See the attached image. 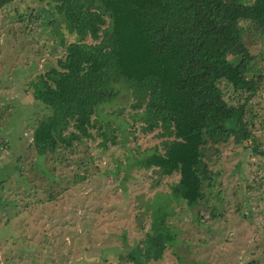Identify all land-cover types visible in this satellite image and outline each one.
I'll return each instance as SVG.
<instances>
[{"label": "rangeland", "instance_id": "rangeland-1", "mask_svg": "<svg viewBox=\"0 0 264 264\" xmlns=\"http://www.w3.org/2000/svg\"><path fill=\"white\" fill-rule=\"evenodd\" d=\"M46 1L0 7V264H135L127 253L161 210L173 237L145 264H264V34H243L261 76L245 114L254 140L204 146L214 181L204 178L199 202L189 206L171 191L178 172L137 163L163 144L158 129L142 130V109L132 107L125 84L93 115L91 136L71 149L37 153L32 130L46 109L29 81L55 64V32L63 27ZM106 124L115 141L103 145Z\"/></svg>", "mask_w": 264, "mask_h": 264}, {"label": "trees", "instance_id": "trees-1", "mask_svg": "<svg viewBox=\"0 0 264 264\" xmlns=\"http://www.w3.org/2000/svg\"><path fill=\"white\" fill-rule=\"evenodd\" d=\"M11 1L0 0V7ZM45 3L60 16L63 29L55 32L61 46L55 64L29 81L36 104L46 109L32 130L37 153L45 157L71 149L91 136L93 115L125 84L133 92L132 107L142 109V130L158 129L163 144L162 151L155 148L137 163L167 175L178 172L172 193L189 206L199 202L203 179L214 181L204 146L229 137L244 144L254 140L245 114L261 76L243 34L244 29L264 34V0ZM222 81L233 87L234 97L225 96ZM107 129L106 124L101 131L103 145L115 141ZM252 148L258 151L256 144ZM160 216L152 218L142 244L127 253L135 264L161 257L172 239Z\"/></svg>", "mask_w": 264, "mask_h": 264}]
</instances>
